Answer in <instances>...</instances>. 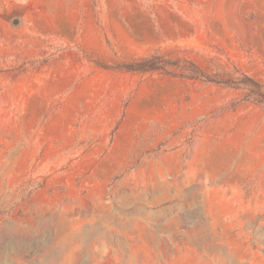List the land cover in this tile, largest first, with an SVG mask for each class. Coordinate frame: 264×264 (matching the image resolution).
<instances>
[{"label":"rangeland","instance_id":"obj_1","mask_svg":"<svg viewBox=\"0 0 264 264\" xmlns=\"http://www.w3.org/2000/svg\"><path fill=\"white\" fill-rule=\"evenodd\" d=\"M0 264H264V0H0Z\"/></svg>","mask_w":264,"mask_h":264},{"label":"trees","instance_id":"obj_2","mask_svg":"<svg viewBox=\"0 0 264 264\" xmlns=\"http://www.w3.org/2000/svg\"><path fill=\"white\" fill-rule=\"evenodd\" d=\"M130 71H140V72H166V66L162 63V56L158 54L151 55L150 57L142 60L140 63L137 64V68H131ZM190 80H199L204 77L203 74L195 73V74H186L184 76ZM253 81V80H251ZM253 83H255L253 81ZM258 88H260L259 84H255Z\"/></svg>","mask_w":264,"mask_h":264},{"label":"water","instance_id":"obj_3","mask_svg":"<svg viewBox=\"0 0 264 264\" xmlns=\"http://www.w3.org/2000/svg\"><path fill=\"white\" fill-rule=\"evenodd\" d=\"M18 23H19V21H18V20H15V21H14V24H15V25H16V24H18Z\"/></svg>","mask_w":264,"mask_h":264}]
</instances>
